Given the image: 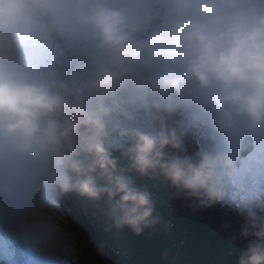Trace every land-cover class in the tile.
<instances>
[{"label":"clouds","instance_id":"9594fccd","mask_svg":"<svg viewBox=\"0 0 264 264\" xmlns=\"http://www.w3.org/2000/svg\"><path fill=\"white\" fill-rule=\"evenodd\" d=\"M187 129L205 147L174 154ZM262 139L264 0H0V200L36 226L40 199L75 193L139 235L157 220L129 173L159 175L238 210L254 237L238 264H264V194L248 188Z\"/></svg>","mask_w":264,"mask_h":264},{"label":"water","instance_id":"95a60500","mask_svg":"<svg viewBox=\"0 0 264 264\" xmlns=\"http://www.w3.org/2000/svg\"><path fill=\"white\" fill-rule=\"evenodd\" d=\"M140 119L148 129L147 118L143 115ZM112 154L120 167L127 166L119 150ZM129 175L137 187L149 192L153 218L157 220L155 226L145 228L139 235L128 227L113 226L106 197L95 202L79 197L89 223L125 264H238L234 252L205 221L200 223L189 214L181 220L173 218L162 176L141 177L134 172Z\"/></svg>","mask_w":264,"mask_h":264},{"label":"snow or ice","instance_id":"6c2138e0","mask_svg":"<svg viewBox=\"0 0 264 264\" xmlns=\"http://www.w3.org/2000/svg\"><path fill=\"white\" fill-rule=\"evenodd\" d=\"M260 144L261 152L254 153L248 159L254 163L258 171L264 173V139L260 141ZM248 188L256 195L264 194V175L250 180ZM36 206L43 210L50 206V201L42 198L36 203ZM22 212L17 205L6 204L0 200V228H5L8 222L19 220ZM62 215L61 212L60 216L62 217ZM13 239V245L5 246L3 251H0V259H8L13 250L25 246L36 255L44 257L47 264H73V261L78 264L77 241L74 235L56 220L52 221L51 229L29 228L21 224L16 229Z\"/></svg>","mask_w":264,"mask_h":264},{"label":"bare ground","instance_id":"6f19581e","mask_svg":"<svg viewBox=\"0 0 264 264\" xmlns=\"http://www.w3.org/2000/svg\"><path fill=\"white\" fill-rule=\"evenodd\" d=\"M152 126H153V122L147 118V128L150 129ZM197 140L201 142L200 147L204 148L205 143L199 132L197 134ZM202 148H200V150ZM163 181H164L165 197H166V200H167V203H168V206H169V209H170V212L173 218L176 220L184 219V216L187 215V213L190 216H195V214H193L192 212L194 211V209H196V212H195L197 215L195 216L196 219L197 217H200V216L204 218L206 217L204 214L206 215L208 214L209 217L213 219L216 224H219L220 226L224 227V228L218 227V230L213 229V232L217 234V237H219V239L223 241V243L226 244L234 252L236 258L239 260L241 253L244 252L245 249L247 248L243 246L244 244H242L241 241H238L239 238H242L243 241L245 242V236L242 235V231H239L240 226L241 225L244 226V224L246 223L245 217L242 216L238 212V210H236L235 212L234 208L228 207L227 205L213 204L211 206L206 207L202 205L201 200L198 201L199 203L197 201H193V204H191L192 202L191 196H188L187 198L183 199L184 196L182 192L180 194L179 191L175 187H173L168 181H166L164 178H163ZM178 194L180 197L178 196ZM178 200L181 201L182 203L185 201L186 205L184 206L181 205V203ZM72 201H73V205L75 209L79 213L82 223L84 224V226H86V229H88L87 232H89V235L92 241L97 246H99L103 254L106 255L107 259H109L112 262V264H125L113 252V250L99 237V235L97 234L93 226L89 223L83 211L79 196H77L75 193H72ZM197 204H199V206H196ZM26 216H28V213L22 212V216L19 220H21L23 225H26L29 228H34L33 224L35 222L26 221L25 220ZM41 216H42V213H41ZM226 229H229V230H226ZM252 242L253 241H249V243H252ZM45 263H46V259L45 258L44 260L41 259L40 264H45Z\"/></svg>","mask_w":264,"mask_h":264},{"label":"rangeland","instance_id":"374dc122","mask_svg":"<svg viewBox=\"0 0 264 264\" xmlns=\"http://www.w3.org/2000/svg\"><path fill=\"white\" fill-rule=\"evenodd\" d=\"M168 124L169 126H173L170 123ZM174 154L179 155V153H174ZM181 192L183 194V191H179L180 194ZM55 194L53 195L56 196V198L55 197L52 198V195H50L49 198L47 197V200L50 201V206L47 208H43V210H41L43 217L42 225L36 226V222H35L33 224V227L39 229H51L52 221L56 220L58 223H61L62 227H65L70 233L74 235V238L77 241V248H78V264H112V262L109 259H107L106 255L103 254L99 246H97L92 241L89 232H87L88 229H86V226H84V224L82 223L79 213L73 205L72 193H68V194L55 193ZM179 202L183 206L186 205L185 201L183 203L181 201ZM191 204H193V202ZM61 212L63 213L62 217L60 216ZM194 212H196V209H194ZM195 216L197 215L195 214ZM64 221H66V223H64ZM202 221H205L210 227H212V229L215 230L216 229L218 230V227L221 228L223 227L220 226L219 224L213 223L209 218L207 219V217L202 218ZM245 227H246V223L244 224L243 227L240 226L239 231L243 232ZM253 240L254 237L252 236L245 237V242L243 241L242 238L238 239V241H241L242 244H244L243 245L244 247H248V245L250 244L249 241H253ZM60 258L63 259L64 257H60ZM73 264H76V262L73 261Z\"/></svg>","mask_w":264,"mask_h":264},{"label":"trees","instance_id":"16d2710c","mask_svg":"<svg viewBox=\"0 0 264 264\" xmlns=\"http://www.w3.org/2000/svg\"><path fill=\"white\" fill-rule=\"evenodd\" d=\"M172 119H174V121H176L178 118H177V116L173 115ZM172 119L168 118L167 123H172L173 122ZM177 125H180V124L178 123ZM193 135H194V132L192 129L186 130V134L184 135V151L180 152L179 155L192 156L197 152V147L195 145V140L193 139ZM53 197L56 198V196H54L52 194V198ZM48 198H49V196H48Z\"/></svg>","mask_w":264,"mask_h":264}]
</instances>
